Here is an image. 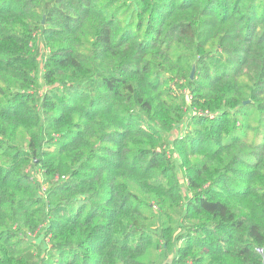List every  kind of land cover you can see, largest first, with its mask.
Here are the masks:
<instances>
[{
  "label": "trees",
  "instance_id": "1",
  "mask_svg": "<svg viewBox=\"0 0 264 264\" xmlns=\"http://www.w3.org/2000/svg\"><path fill=\"white\" fill-rule=\"evenodd\" d=\"M155 246L264 263V0H0V264Z\"/></svg>",
  "mask_w": 264,
  "mask_h": 264
},
{
  "label": "rangeland",
  "instance_id": "2",
  "mask_svg": "<svg viewBox=\"0 0 264 264\" xmlns=\"http://www.w3.org/2000/svg\"><path fill=\"white\" fill-rule=\"evenodd\" d=\"M194 67V66H193ZM192 67V68H193ZM192 70V69H191ZM191 72V71H190ZM194 73H195V67H194ZM194 73H193V78H194ZM189 78H190V75H189ZM192 78V79H193ZM186 103L188 102V98L186 96V99H185ZM187 110V107H185V111ZM184 128V126H183ZM254 135V132H252L251 130H248L247 131V138H251L252 136ZM175 136V135H174ZM173 136V137H174ZM257 141H259V137L257 136ZM175 154V153H174ZM178 161V160H177ZM180 177V175H179ZM153 213H157V211L155 210H152ZM144 214L148 217L149 216V211L147 212H144ZM151 227V230H154L155 229V226L153 224L150 225ZM157 242V241H156ZM171 261V256H167L165 258H162V252H161V248L160 246L158 247H153V249L149 252V254H147V256L145 257V262L147 264H169Z\"/></svg>",
  "mask_w": 264,
  "mask_h": 264
},
{
  "label": "water",
  "instance_id": "3",
  "mask_svg": "<svg viewBox=\"0 0 264 264\" xmlns=\"http://www.w3.org/2000/svg\"><path fill=\"white\" fill-rule=\"evenodd\" d=\"M193 73H194V67L192 68L191 72H190V79L192 80L193 78ZM263 262H264V252H263ZM264 264V263H263Z\"/></svg>",
  "mask_w": 264,
  "mask_h": 264
}]
</instances>
